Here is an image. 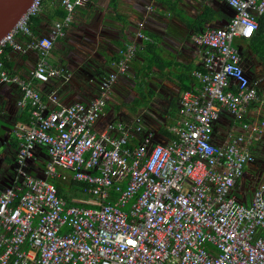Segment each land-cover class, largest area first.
Masks as SVG:
<instances>
[{"label": "built area", "instance_id": "2783aa9c", "mask_svg": "<svg viewBox=\"0 0 264 264\" xmlns=\"http://www.w3.org/2000/svg\"><path fill=\"white\" fill-rule=\"evenodd\" d=\"M45 1L33 0L0 39V83L20 89L18 105L30 117L14 129L17 176L0 190V264H264V179L250 203L233 192L264 132V120L248 116L253 104L264 108V96L236 39L254 34L264 0H224L234 10L227 25L191 34L203 67L192 71L195 84L182 92L165 141L141 120L95 127L120 77L145 41H153L142 27L91 100L44 98L36 82L68 75L50 55L83 3L51 0L63 15L38 37L31 22ZM8 48L37 53L29 74L6 68ZM222 109L241 129L216 143ZM39 146L48 156L42 175L28 167L37 164ZM69 171L87 183L89 198L74 197L81 203H69L51 180Z\"/></svg>", "mask_w": 264, "mask_h": 264}, {"label": "crops", "instance_id": "0c3cea01", "mask_svg": "<svg viewBox=\"0 0 264 264\" xmlns=\"http://www.w3.org/2000/svg\"><path fill=\"white\" fill-rule=\"evenodd\" d=\"M233 14L234 10L224 0H83L76 7L74 20L66 34L56 41L51 52V62L64 67L68 75L47 82L37 81L36 84L46 100L50 94H56L64 103L91 100L98 93L97 78L100 75L97 74L101 70L102 75L112 71V61L118 58L120 50L128 43L138 41L137 32L142 27L156 47L158 64L155 67L162 71L168 69L170 84L175 83L179 89L177 94L170 89L172 93L166 95V99H170L169 111L173 109L171 113L176 116L182 92L195 84L192 71L203 67L202 50L192 41L191 34L210 27H224ZM62 15L63 8L58 2L45 1L34 21L35 34H47ZM240 39H236L237 45ZM80 49L86 50L80 52ZM248 49L244 62L246 72L257 83L260 95L264 96V63L251 48ZM6 58L12 61L14 70L29 74L38 55L32 51L12 50ZM85 60H92L95 66L90 74L83 67L87 62ZM156 73L164 76L161 72ZM21 95L17 86L0 83V137H3L6 147L4 157L0 155V190L11 185L17 176L18 140L14 129L18 124L30 121L26 109L18 105ZM259 106L257 102L250 107V119L264 120V108ZM108 119H112L110 114L104 112L96 122V129L103 130L110 122ZM146 127L154 131L150 126ZM240 129V121L229 110L222 109V119L214 128L213 140L223 143L228 132ZM158 130H161L160 127ZM166 139L156 134V140ZM251 149L256 157L255 164L249 163L247 167L253 171V175L242 177L233 189L237 198L244 203L251 202L254 189L264 179V132ZM36 151L37 164L31 163L28 167L34 173L39 170L42 174L47 152L40 148Z\"/></svg>", "mask_w": 264, "mask_h": 264}, {"label": "rangeland", "instance_id": "374dc122", "mask_svg": "<svg viewBox=\"0 0 264 264\" xmlns=\"http://www.w3.org/2000/svg\"><path fill=\"white\" fill-rule=\"evenodd\" d=\"M85 50L86 49H80V52H84ZM246 54L248 56V53ZM51 59L52 53L50 55V60ZM85 61L87 62L85 65H83V67L87 70V73L90 74L93 72V69H95V66L93 67L94 64H92V60ZM138 61L139 65H147V61L142 59L139 55L135 57L134 63H131L128 73L125 76L120 77L119 82L114 87L105 112L110 114V117L112 118L108 119L110 122H123L129 124L132 127V125L137 123L138 120H141L145 128H149L146 126H150V128L154 131L157 129L155 131L156 134H160L158 128H167L175 119V114L171 113L173 109L169 111L168 104L170 99H166V95L172 93L171 91L169 92L170 89L174 91L175 94H177L179 89L176 88L175 83L170 84L168 69L162 71V69L155 67V64L152 65V68H141V72L139 74L140 76H138ZM135 62H137V66L134 65ZM155 68L157 70H154ZM110 72H108L106 75H102L101 70L100 73L97 74V76L100 75L97 78V82L101 83L102 79L107 77ZM156 72H161L164 76H159ZM140 82L144 83L141 88L144 93H141V90L138 87V83ZM151 89L154 91V94L148 101L147 97L145 96ZM138 101H140L141 107L140 105H137ZM157 120L159 121L158 125L156 124ZM156 125L158 127L154 128ZM4 150H6V147L3 144V137H0V155L2 157H4ZM248 167L246 166L245 168L244 174L242 176L243 178L249 176L251 177L253 175V171H251L250 168L248 169Z\"/></svg>", "mask_w": 264, "mask_h": 264}, {"label": "trees", "instance_id": "16d2710c", "mask_svg": "<svg viewBox=\"0 0 264 264\" xmlns=\"http://www.w3.org/2000/svg\"><path fill=\"white\" fill-rule=\"evenodd\" d=\"M46 1H51V0H46ZM38 16L33 17L32 22H31L34 34H35L34 21L37 19ZM258 22H259V25H258V28L255 30L254 34L248 38L240 37L241 39H240V42H238L237 46L240 48L244 57H246L247 55L246 53H248L247 52L249 50L248 48H251L254 51V53H256L259 56V58L262 60V62L264 63V15L258 16ZM35 36L39 37L41 35L35 34ZM12 50L13 49L8 48L6 53L7 54L10 53ZM137 55H140L145 61H147V65H144V66L141 64L139 65V61H138V67H137L138 76H140L139 74L141 72V68L144 67L145 69H148L149 67L152 68V65L158 64V55L156 52V47L153 45V41L152 42L145 41L144 46L138 51ZM4 63H5L6 68H8L9 70H14L13 63L12 61H9L8 58L6 57L4 58ZM138 84H139L138 87L141 90V93H144V91L141 89L144 83L140 82ZM258 90H259V93L261 94L260 88H258ZM153 94H154V91L152 89L146 94L145 97H147L148 101L152 98ZM137 105H140V101H138ZM221 119H222V112H221L220 118L217 120L214 127L218 125V122H220ZM159 132L161 135H163L166 138L172 136L168 128H162L161 130H159ZM38 148L45 150L44 146H39ZM35 174L42 175L39 170H36ZM51 180L57 186L59 195L67 199L69 203H81V202H78L77 200H74V196L85 197V198L89 197V195L86 193L84 189V187H87V183L74 179L72 177V172L70 171L66 172L65 178L55 177V178H51Z\"/></svg>", "mask_w": 264, "mask_h": 264}, {"label": "water", "instance_id": "95a60500", "mask_svg": "<svg viewBox=\"0 0 264 264\" xmlns=\"http://www.w3.org/2000/svg\"><path fill=\"white\" fill-rule=\"evenodd\" d=\"M33 0H0V39L9 32Z\"/></svg>", "mask_w": 264, "mask_h": 264}]
</instances>
